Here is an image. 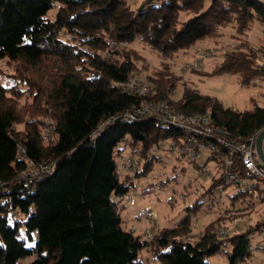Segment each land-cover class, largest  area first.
Wrapping results in <instances>:
<instances>
[{"label":"trees","instance_id":"trees-1","mask_svg":"<svg viewBox=\"0 0 264 264\" xmlns=\"http://www.w3.org/2000/svg\"><path fill=\"white\" fill-rule=\"evenodd\" d=\"M255 21L264 25L263 0H141L136 7L129 0H0V60L14 64L5 74L13 82L0 79V264L29 257L26 264H212L208 259L218 254L228 264H253L249 247L262 222L221 237L227 216H220L191 238L192 215L202 213L207 196L234 185L223 174L152 241L125 227L126 202L116 197L129 183L118 173L116 150L130 147L146 157L161 142L185 136L156 114L124 116L144 99L165 100L185 115L209 113L213 124L235 136L264 130V106L227 107L186 82L182 96L172 97L183 79L172 69L176 55L202 40L219 41L230 27L238 44L212 73L239 74L243 85L264 79L256 62L264 50L247 38ZM140 43L157 53L161 68L151 67ZM139 72H147L146 79ZM132 76L154 93L125 90ZM48 116L53 130L44 137ZM153 160L135 175H147ZM30 161L50 169L23 176ZM249 184L236 185L233 205L253 192L264 199V188Z\"/></svg>","mask_w":264,"mask_h":264},{"label":"rangeland","instance_id":"rangeland-1","mask_svg":"<svg viewBox=\"0 0 264 264\" xmlns=\"http://www.w3.org/2000/svg\"><path fill=\"white\" fill-rule=\"evenodd\" d=\"M129 2L132 7H136L140 4L141 0H129ZM55 12V10H52L51 14L55 15ZM251 26L252 28L247 35L248 40L256 47L264 50V25L255 21ZM224 32L225 35L219 41L213 39L202 40L192 45L187 51H181L176 55L172 69L177 75L182 76L183 79L173 92L172 97L179 99L182 96L186 82V84L199 90L201 93L220 99L227 107L245 110L254 109L256 105L264 106V79L255 80L254 84L243 85L240 82L239 74L218 73L214 75L212 73L215 66L222 60L224 53L232 51L238 44V40L232 37L234 33L233 28H227ZM136 46L138 51L151 61L152 68L162 67V60L152 48L142 43ZM206 48L215 49L216 56L211 59H205L197 68L204 72H211V75H205L198 70L192 71L187 67H183L184 64L195 61L198 49ZM11 64L13 63L7 62L5 59L0 60V79L7 86L13 82L5 75L14 72V64ZM147 74V72H139V75L144 79H146ZM53 123L52 116H48L46 118V125H44L42 130L44 137H49L52 133ZM18 127L24 129V124H19ZM172 144L173 141L171 139L165 140L149 152L148 155H154V160L152 169L147 175L137 176L131 169H127L125 174L121 175L123 182L127 184L133 182L135 186V189L130 191L131 198L126 202V208L122 212V216L124 221L129 222L128 224L124 222V226L131 230L134 228L136 234H143L148 229L155 235L157 231L177 225V221L184 215L183 209L188 203L193 202L201 195L211 184L213 177H217L222 173L216 160H210L208 166L210 174L201 178L197 177L195 166L190 163L177 161L171 150ZM131 152L132 149L128 147L123 152V155H130L142 160L139 167L141 169L145 162H143V159L147 156L143 157L140 152ZM203 160H206V157ZM43 165L42 163L36 167H32L22 175L28 177L34 170L39 172L44 171L49 164ZM190 183L191 185L189 186ZM196 187L200 189L198 195L193 193ZM243 188L244 186H240V189ZM236 190L237 187L232 185L224 189L222 194L218 195L216 193L219 198L214 201L215 204L212 208L205 207L202 213H197L202 215L206 213L207 215L203 220H200L202 225L199 228H192L191 238L198 237L201 230L203 231L209 222L220 216H227V220L222 222L221 225L226 226L230 234L244 231L248 226H254L257 222H263L264 199L256 197L253 192V198H248L244 203L240 200L236 201V204L233 205L230 196L234 195ZM182 196L186 198L185 201H183L184 198ZM146 209H154L158 215L153 219L147 218L144 216ZM236 214H239V218L235 220L229 217ZM141 256L144 260L148 257L144 251L141 253ZM32 258L24 259L19 264H26ZM208 260L212 264H228L225 255L218 254L210 257ZM148 264H157V262L151 259ZM253 264H264V252L254 253Z\"/></svg>","mask_w":264,"mask_h":264},{"label":"built area","instance_id":"built-area-1","mask_svg":"<svg viewBox=\"0 0 264 264\" xmlns=\"http://www.w3.org/2000/svg\"><path fill=\"white\" fill-rule=\"evenodd\" d=\"M264 1V0H263ZM115 43L112 42V46ZM215 49H198L196 51V59L194 62H189L183 65L184 68H197L205 59H211L216 56ZM257 65L264 67V55L258 56ZM264 83V81H263ZM125 90L132 94L148 96L154 93V88L146 80L139 76H132L127 82L123 84ZM147 114H156L164 126H177L185 131V136L179 140L172 139L173 144L171 150L178 162L190 163L195 166L197 177H205L210 174L209 161L216 160L221 169V174L226 177L227 181L232 182L235 186H246V184H257L259 187L264 188V162L262 161L257 147V141L263 130L252 134L249 137L235 136L229 129L213 124L211 114L195 113L185 115L181 111L173 109L170 104L165 100H150L144 99L139 106L129 108L124 116L127 119L136 120L139 117ZM47 137V136H46ZM22 153H25L22 148ZM21 153V154H22ZM117 158L119 159L118 173L120 176L125 174L127 169L134 172L139 170L142 160L136 159L133 156H124L118 149L116 150ZM143 155V154H142ZM144 157V155H143ZM206 157V160L203 158ZM154 159V155H147L143 159V165L147 160ZM32 167H36L29 162ZM44 166V165H43ZM46 166V164H45ZM30 168V169H31ZM50 169L49 166L45 169ZM39 171H33L30 175L38 174ZM128 192L124 195H118L117 200L127 202L130 200V191L135 189L133 183L128 184ZM223 186L215 188L205 200L206 208H211L215 204L217 194L220 195L224 192ZM200 189L196 187L193 193L198 195ZM217 193V194H216ZM186 196V195H185ZM185 201V197L182 196ZM157 211L154 209H146L144 216L153 219L157 216ZM207 214L192 215L193 228H199ZM133 231L135 229L133 228ZM202 231V230H201ZM196 234H198L196 232ZM230 234L226 226L221 225L219 235L225 237ZM144 238L150 242L154 234L150 230H146ZM257 238L251 242L250 251L253 253L264 252V220L257 230Z\"/></svg>","mask_w":264,"mask_h":264},{"label":"water","instance_id":"water-1","mask_svg":"<svg viewBox=\"0 0 264 264\" xmlns=\"http://www.w3.org/2000/svg\"><path fill=\"white\" fill-rule=\"evenodd\" d=\"M257 147H258V152L259 155L264 162V130L261 132L260 137L257 141Z\"/></svg>","mask_w":264,"mask_h":264},{"label":"crops","instance_id":"crops-1","mask_svg":"<svg viewBox=\"0 0 264 264\" xmlns=\"http://www.w3.org/2000/svg\"><path fill=\"white\" fill-rule=\"evenodd\" d=\"M254 45V44H253ZM255 46V45H254ZM129 222L128 221H125V224H128ZM158 232V231H157ZM148 256V255H147Z\"/></svg>","mask_w":264,"mask_h":264}]
</instances>
